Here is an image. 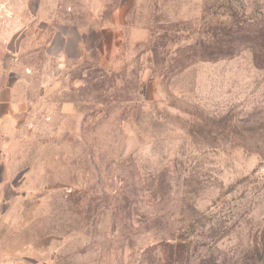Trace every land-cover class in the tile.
I'll return each mask as SVG.
<instances>
[{"label": "rangeland", "instance_id": "obj_1", "mask_svg": "<svg viewBox=\"0 0 264 264\" xmlns=\"http://www.w3.org/2000/svg\"><path fill=\"white\" fill-rule=\"evenodd\" d=\"M6 4L37 113L15 130L0 255L264 264V0Z\"/></svg>", "mask_w": 264, "mask_h": 264}, {"label": "crops", "instance_id": "obj_2", "mask_svg": "<svg viewBox=\"0 0 264 264\" xmlns=\"http://www.w3.org/2000/svg\"><path fill=\"white\" fill-rule=\"evenodd\" d=\"M7 10L6 0L3 3L0 1V206L3 203L6 206L12 204L7 199L24 195L21 190L24 186V161L16 158L18 144L14 134L22 124L29 125L37 113L36 81L31 76L33 72L24 67V76L20 77L17 66L14 67V55L18 53L14 43L18 35L13 29L12 14H7ZM38 18L39 15H24L25 20H39ZM28 28L25 25L24 31ZM53 37L51 48L56 52L62 51L70 42L68 35L60 30ZM26 38L27 34L24 42ZM1 214L6 215V212H0ZM20 260L21 258L0 255V264H15Z\"/></svg>", "mask_w": 264, "mask_h": 264}]
</instances>
